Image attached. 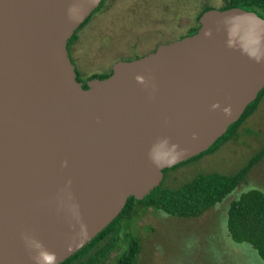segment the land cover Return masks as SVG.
I'll list each match as a JSON object with an SVG mask.
<instances>
[{"label":"water","instance_id":"1","mask_svg":"<svg viewBox=\"0 0 264 264\" xmlns=\"http://www.w3.org/2000/svg\"><path fill=\"white\" fill-rule=\"evenodd\" d=\"M101 1L0 0V264H61L264 88V18L236 6L83 88L68 41Z\"/></svg>","mask_w":264,"mask_h":264},{"label":"rangeland","instance_id":"2","mask_svg":"<svg viewBox=\"0 0 264 264\" xmlns=\"http://www.w3.org/2000/svg\"><path fill=\"white\" fill-rule=\"evenodd\" d=\"M221 5L222 0H105L78 31L71 53L85 79L108 71L123 51L126 56L132 51L143 52L146 48L142 46L152 43L154 33L163 26L174 30L177 25L196 27L203 9ZM182 30L180 33L185 32ZM258 154L261 156L256 161ZM249 164L238 187L198 218H175L148 209L134 226L142 243L136 264H264L250 245L234 243L226 228L233 200L251 189L264 193V95L238 128L237 138L225 141L214 152L170 168L161 184L178 189L199 175L233 176Z\"/></svg>","mask_w":264,"mask_h":264},{"label":"trees","instance_id":"3","mask_svg":"<svg viewBox=\"0 0 264 264\" xmlns=\"http://www.w3.org/2000/svg\"><path fill=\"white\" fill-rule=\"evenodd\" d=\"M104 3L105 0H102L98 8L73 34L68 41V46L77 39L78 31L102 8ZM234 6L254 11L264 18V0H222V5L218 8L224 10ZM199 26L198 24V28ZM198 28L191 30L187 36L196 33ZM109 75L93 76L104 79ZM263 95L264 88L257 98L248 104L239 120L230 125L221 138L207 151L189 160L214 152L225 141L237 138L238 128L257 109ZM260 156L261 154L256 156V161ZM251 165L249 164L244 170L233 176L219 173L199 175L178 189L166 188L160 184L141 200L129 197L122 211L107 227L61 264H136L140 259L142 243L140 236L134 231V226L148 209L175 218H198L229 196L243 181L245 172ZM169 169H165L163 174H166ZM226 228L234 243L250 245L264 263L263 192L258 189H251L233 200L227 211ZM114 251L116 252L115 256L111 257Z\"/></svg>","mask_w":264,"mask_h":264},{"label":"flooded vegetation","instance_id":"4","mask_svg":"<svg viewBox=\"0 0 264 264\" xmlns=\"http://www.w3.org/2000/svg\"><path fill=\"white\" fill-rule=\"evenodd\" d=\"M176 24H177V22H176ZM196 24H197L196 27H190V28H189V25H187V24L184 27H179L177 25V27H175L176 28L175 30L174 29H169L168 26L161 25L163 27L160 28L159 30H157L154 33L155 35L152 37V39L154 41H152V43H149V41H148L149 44L148 45L144 44L142 46V48L140 46L141 49H145L146 48L145 50H143V52L139 53V52H133V51L131 52L130 51L131 53H129V55L126 56V55H124L125 51H123L122 55H119L120 58L116 59L114 61V63L111 64V66H110L108 71L100 72V73L95 74V75L96 76L97 75H109L112 72V66L116 62H118V61H130V60H134V59L140 58L142 56L147 55L148 53H150L152 51H155L160 44H166V43H169V42H172V41H175V40H178V39H181V38L187 36L191 30H194V29L198 28V24H199L198 23V16L196 18ZM182 29H184V31H185L184 33H180V32L183 31ZM76 41H77V39L75 41H73L69 46H67V50H68V53H69V57H70L73 65L75 67L76 79L82 84V87L85 88V87H87L88 81L93 79L94 76L92 75V76H89V77H87L85 79L81 77V72L78 69V65L76 63V60L74 59V57H73V55L71 53V47Z\"/></svg>","mask_w":264,"mask_h":264}]
</instances>
